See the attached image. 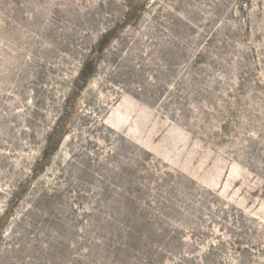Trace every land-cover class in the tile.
<instances>
[{
  "label": "rangeland",
  "instance_id": "1",
  "mask_svg": "<svg viewBox=\"0 0 264 264\" xmlns=\"http://www.w3.org/2000/svg\"><path fill=\"white\" fill-rule=\"evenodd\" d=\"M0 264H264V0H0Z\"/></svg>",
  "mask_w": 264,
  "mask_h": 264
}]
</instances>
